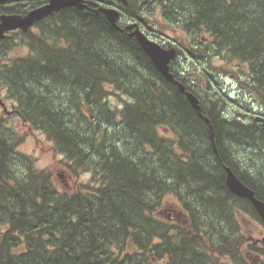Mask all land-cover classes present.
Returning a JSON list of instances; mask_svg holds the SVG:
<instances>
[{
    "label": "trees",
    "instance_id": "16d2710c",
    "mask_svg": "<svg viewBox=\"0 0 264 264\" xmlns=\"http://www.w3.org/2000/svg\"><path fill=\"white\" fill-rule=\"evenodd\" d=\"M128 2L137 20L157 8L151 24L184 34L179 57L203 60L190 74L170 69L198 97L213 141L186 96L102 12L65 7L41 33L1 40L13 108L89 180L60 190L0 119V264H245L239 216H260L228 189L226 167L264 201V126L225 112L218 77L264 105V0ZM20 44L28 54L10 57ZM107 86L125 96L120 107ZM248 249L264 254V244Z\"/></svg>",
    "mask_w": 264,
    "mask_h": 264
},
{
    "label": "rangeland",
    "instance_id": "374dc122",
    "mask_svg": "<svg viewBox=\"0 0 264 264\" xmlns=\"http://www.w3.org/2000/svg\"><path fill=\"white\" fill-rule=\"evenodd\" d=\"M153 19L159 18V10H154L153 12ZM152 21L154 22V20ZM149 19L148 24L154 27H157L164 35L166 36H173L178 37L179 39H185L184 34L180 32L178 29L177 31L173 30L169 25H156L151 24L152 21ZM208 35L202 32L201 37H207ZM19 40V38H17ZM12 43V42H11ZM14 47V45H13ZM28 47L23 46L22 44L16 45L8 55L10 57L15 56H22L28 54ZM1 52V51H0ZM190 57V56H189ZM180 59L185 60V56H180ZM203 60H197L193 57L188 58L184 61V64L189 66L196 65V66H203ZM3 64V59L0 58V65ZM215 65L221 66V61H215ZM209 71V62L205 63V66ZM215 67L211 68L214 70ZM192 70V69H191ZM221 84L220 93L224 100V110L225 112H231L232 115L238 116L241 119H251V116L256 114H263L264 115V105L255 102L253 99H249L247 94H243L240 90L237 80L230 78L227 75H223L218 77ZM110 91L109 100L110 104L114 107H120L122 104V98L125 99V96L115 92L114 88L107 86ZM0 95L8 104V109L13 107L14 101L9 98L7 91L3 88L0 84ZM248 113V115H247ZM0 118H3L7 127L13 129V135L18 137V143L16 145V149L18 152L23 153L29 156L34 161V166L38 169H49L53 176L54 182L56 186L60 190L71 191L76 189V186H80V183H86L89 180L88 173L82 174H75L70 171L68 166L65 164L63 157L54 150L52 142L40 131L31 129L25 122L17 118L16 116L7 118L4 116V112L2 108H0ZM15 133V134H14ZM76 187V188H75ZM163 215L170 220L174 219V211L172 210V205L166 203L161 208ZM240 224L242 229L248 238L251 235H258L259 229L261 228L259 222L257 223L254 219L250 218L249 216L242 214L239 216ZM264 234V233H263ZM263 234H260L263 235ZM245 241V239H244ZM247 242V241H246ZM243 249V256L244 258H248L246 255V251L244 247ZM264 259V258H262ZM221 264H230L226 257L221 258Z\"/></svg>",
    "mask_w": 264,
    "mask_h": 264
},
{
    "label": "water",
    "instance_id": "95a60500",
    "mask_svg": "<svg viewBox=\"0 0 264 264\" xmlns=\"http://www.w3.org/2000/svg\"><path fill=\"white\" fill-rule=\"evenodd\" d=\"M2 1L4 0H0V2ZM122 2H127V0H122ZM65 6H76L80 9L88 7L84 0H50V2L46 5L31 10L24 16L16 14H1L0 38L4 37L6 31L17 28L27 30V28L31 26L34 21L51 15L52 12L58 11L60 8ZM96 12H103L110 23L119 28L117 22L120 18V12L117 8L100 6L97 8ZM126 29L130 30L129 36L135 38L137 44L142 48L143 52L148 56L158 72L165 79L173 82L178 87L179 91L186 96L188 102L194 108L197 115L208 125L209 133L213 141V126L210 118L203 113L198 97L190 91L184 83L178 80L175 74L170 70V61L176 56L175 48H164L159 43L148 38L136 22L127 25ZM254 119L264 126V115L256 114ZM225 183L233 194L248 199L264 222V201L258 199L254 195V191L245 185L229 167H226Z\"/></svg>",
    "mask_w": 264,
    "mask_h": 264
},
{
    "label": "flooded vegetation",
    "instance_id": "af4514ba",
    "mask_svg": "<svg viewBox=\"0 0 264 264\" xmlns=\"http://www.w3.org/2000/svg\"><path fill=\"white\" fill-rule=\"evenodd\" d=\"M84 1L88 5V7L84 9L93 10L94 12H96L97 8L100 6L117 8L120 12L119 29L124 30L128 33L130 30L126 29V26L132 22H136L139 28L148 36V38L159 43L164 48H170V47L175 48L176 57L170 61V68H172L178 74H184L187 71L189 74L191 73V68H189L188 64L187 66L184 64V61H186L188 58H185V60H182L179 57L178 49L183 47L181 45V42L173 36L164 35L158 28L154 26H150L146 19L137 20V19H134L133 17H130L128 15L129 12L126 11L127 9H125V7L128 6V3H129L128 0L127 2H122V0H84ZM49 2L50 0H4L0 2V15L1 14H7V15L16 14V15L24 16L31 10H34L38 7L46 5ZM65 7H76V6H65ZM65 7L60 8L58 11L52 12L51 15L45 16L44 18L40 20L34 21L31 24V26L27 28V30H22L20 28H17V29H13L10 31H6L4 37L0 38V42L1 40L6 39V38L14 40L15 38L20 37L24 33L30 34V35L41 33V29L42 27L45 26V24H47L48 19L55 16V14L60 13L61 10ZM6 101L7 100H5L0 95V108H2L4 112V116H6L7 118L16 116L17 118L22 120L19 114L17 113V111L12 106L10 109H8V104H6ZM0 119L4 120L3 118H0ZM244 214L249 216L246 213ZM249 217L251 218V216ZM255 221L258 223L257 220ZM259 225L261 228L259 229L258 235H251L248 238L245 237V241L242 245L245 251L249 250L248 247L250 246L251 243H255L256 245L263 246L264 244V234H263L264 224L261 221H259ZM260 234H263V235L260 236ZM246 256L248 258L245 260V264H264V259H262L264 258V254L262 255L259 252L258 253L253 252V253L247 254Z\"/></svg>",
    "mask_w": 264,
    "mask_h": 264
}]
</instances>
